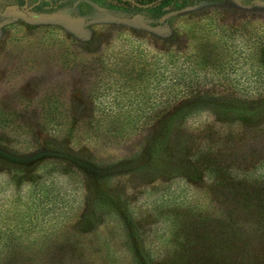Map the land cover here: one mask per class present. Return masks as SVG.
<instances>
[{"label":"rangeland","instance_id":"374dc122","mask_svg":"<svg viewBox=\"0 0 264 264\" xmlns=\"http://www.w3.org/2000/svg\"><path fill=\"white\" fill-rule=\"evenodd\" d=\"M263 63L264 0H0V135L12 145L0 163V225L20 216L36 179L12 165L40 161L37 184L50 196L37 207L38 251L18 246L3 264H136L128 248L138 246L135 229L150 264H264V235L246 251L227 247L211 214L220 190L242 185L226 170L264 155V122L208 108L121 138H84L80 126L89 111L156 109V100L187 89L260 90L253 79L264 77ZM46 110L60 115L47 129L61 145L53 151L26 143L44 134ZM48 160L56 166L47 171ZM71 164L109 194L101 209H92Z\"/></svg>","mask_w":264,"mask_h":264},{"label":"trees","instance_id":"16d2710c","mask_svg":"<svg viewBox=\"0 0 264 264\" xmlns=\"http://www.w3.org/2000/svg\"><path fill=\"white\" fill-rule=\"evenodd\" d=\"M11 3L12 2H7L6 4ZM11 9L12 8L9 10ZM262 66L264 67V63ZM253 81L256 86H263L262 89L256 91H248L246 89L241 93L236 91L237 93H229L227 95H205L203 93L199 94L200 90L198 89H187L185 92L169 94L163 99L156 100V102L160 101L162 103L161 106L156 109L149 107L147 110H92L86 114L85 118L82 119L81 125H79L86 126L82 130L84 138L89 137L95 139L102 134H107V136H112L113 138H121L127 137L136 129H141L145 126L151 131L158 127H161V129H168L172 125L182 122L186 117L208 108L219 113L246 116L247 118H255L258 119L259 122H264V77H257L253 79ZM236 83L235 80H232L230 87L233 88L234 85H237ZM191 97L198 100H206L209 98L208 105L196 103L193 105L186 104L182 107L180 105L178 106L184 99ZM212 98L215 100L218 99V101H216L217 103L212 102ZM59 117L58 111H44L41 120V124L47 127L44 126L46 128L44 134L40 137L33 138V140H27L26 143L29 144L30 147L42 145L43 148L45 147L44 149L51 151L61 148L57 140L58 136L54 135L51 130L47 132V129L49 127L52 128V125L58 126L57 124L61 122ZM84 123L86 125H84ZM149 135L150 134H148V137ZM163 138L154 141L155 145L152 148V158L154 159L156 158ZM6 140L0 135V163L2 161H7L6 158H9L6 148L7 145H10V141L8 143ZM48 158L49 156L46 157V159ZM43 162L45 163V161ZM155 162L156 161H154V163ZM55 164L52 160H48V166L42 167V169L48 171L50 167L56 166ZM10 168L17 172L30 171L33 174L35 173L36 179L35 181L33 180L34 184L27 191L20 216L15 217L14 220L9 223L10 225L7 224L8 226L0 225V259L2 260H0V264H3L5 258L10 255L9 251L15 250L18 246L24 248L25 251H36V249L40 247V245L38 246L36 244L38 238L34 231V228H37L35 227L38 218L36 216L40 215V211L37 210V207H41L39 205H41L44 199H50L48 195L49 191L41 188L40 185L37 184V182H43V178H41L40 181V172L37 171L39 168L41 170L40 161L30 164L27 170L25 167L16 165H12ZM68 170L73 172L76 177H79L84 186L87 183L85 186V195L88 197L90 196L88 199H90L89 203H91L92 209H101L102 205L107 203L106 199L110 196L106 192L101 195L94 191L96 185H91L93 181H91L89 177H85V172L87 174L89 170L86 169V171L83 172V170L76 166L74 167L72 164L68 167ZM230 171H232L230 168L226 170V177L229 183H239L240 180H242V185L239 190H227L225 196L224 192L220 190L221 197L214 198L211 213L215 219L214 231L215 234L219 236L226 232L227 237L225 242L227 243V247H233V244L236 246V243H242L241 251H246L250 239L255 237V240H257L259 236L264 235V155L249 160L248 164H245L242 170H234L233 173ZM91 191L93 193H91ZM125 218L127 220L131 219L128 211L125 212ZM134 232V239L138 246H136V244L134 246L132 243H129L128 246L134 257V261L136 264H150L151 256L141 240V235L138 233L137 229H135ZM248 232H251L253 235L249 236L246 234ZM14 240L17 242L13 243Z\"/></svg>","mask_w":264,"mask_h":264},{"label":"water","instance_id":"95a60500","mask_svg":"<svg viewBox=\"0 0 264 264\" xmlns=\"http://www.w3.org/2000/svg\"><path fill=\"white\" fill-rule=\"evenodd\" d=\"M171 12H174V11H171ZM9 13H11L13 15H19V16H22V17H28L29 16L33 20H41V19L51 18V16H49V15L28 14L25 11H19V10H14V9L9 10ZM166 14H168V13H166ZM166 14H164L162 17H165Z\"/></svg>","mask_w":264,"mask_h":264}]
</instances>
